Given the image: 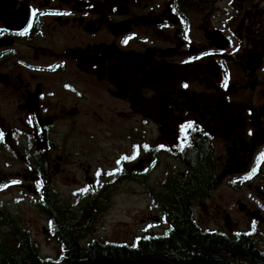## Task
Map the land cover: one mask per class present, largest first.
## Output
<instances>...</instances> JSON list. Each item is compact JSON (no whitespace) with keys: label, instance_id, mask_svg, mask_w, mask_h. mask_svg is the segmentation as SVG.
I'll list each match as a JSON object with an SVG mask.
<instances>
[{"label":"flooded vegetation","instance_id":"af4514ba","mask_svg":"<svg viewBox=\"0 0 264 264\" xmlns=\"http://www.w3.org/2000/svg\"><path fill=\"white\" fill-rule=\"evenodd\" d=\"M0 133V244H38L24 209L57 255L62 222L113 243L88 232L133 182L138 238L185 225L264 264V0H0Z\"/></svg>","mask_w":264,"mask_h":264},{"label":"trees","instance_id":"16d2710c","mask_svg":"<svg viewBox=\"0 0 264 264\" xmlns=\"http://www.w3.org/2000/svg\"><path fill=\"white\" fill-rule=\"evenodd\" d=\"M201 171L202 168L198 167L197 173L202 174ZM59 226V232H54L64 242L56 257L42 258L37 245L23 240L22 243L0 244V264H85L141 257H161L172 263L233 264L218 254L220 249L230 250L229 242L218 243L209 236H198L192 227L185 225L179 226L172 234L144 236L132 244L92 242L87 247L77 243L76 230L71 224L62 222ZM251 251L249 247L247 252Z\"/></svg>","mask_w":264,"mask_h":264},{"label":"rangeland","instance_id":"374dc122","mask_svg":"<svg viewBox=\"0 0 264 264\" xmlns=\"http://www.w3.org/2000/svg\"><path fill=\"white\" fill-rule=\"evenodd\" d=\"M116 154L111 155V161L114 158L113 155ZM111 166H113V161ZM77 180H59L58 183L61 185L62 192L69 195L76 187ZM134 188L133 182H127L111 195L109 207L98 217V221L94 223L88 232L90 238L94 236L101 241L132 244L142 233L146 232V229L155 228L150 219L148 225L142 223V219L152 216L154 211H151L147 206V202L143 201L133 191ZM7 197L12 200L17 198L15 195L13 196V193L8 194ZM65 199L71 200L72 198L65 197ZM19 203L22 205V200ZM26 210L23 211L24 222L29 224L32 237L38 242L39 255L42 258L56 257L59 246L58 242L52 239V236L50 237L51 231L47 221H44L32 209Z\"/></svg>","mask_w":264,"mask_h":264},{"label":"snow or ice","instance_id":"6c2138e0","mask_svg":"<svg viewBox=\"0 0 264 264\" xmlns=\"http://www.w3.org/2000/svg\"><path fill=\"white\" fill-rule=\"evenodd\" d=\"M34 14H35V10H34ZM43 14V13H41ZM66 14V13H65ZM24 31H27V28H25ZM21 35H23L24 33L21 32L20 33ZM131 39V37H125L124 40L122 41V43H127V41ZM203 55H208V53H204ZM198 58V57H197ZM226 80L227 78H225V83H222L221 87H225L226 86ZM184 87H187V85H184ZM192 126V122H187L186 124H181L179 126L180 128V133H181V136L183 137L184 136V133H185V129L186 128H190ZM251 134V133H250ZM0 135H2V133H0ZM186 139V137H185ZM160 147H163V145H161ZM148 146L147 145H144V149L147 150ZM136 158V152L134 151L133 154L131 156H128V157H125V156H121L119 160L116 161L117 165L120 164L121 160H133ZM264 158V152H261L257 158H256V164L259 165L261 159ZM116 171H119V169H116ZM257 171V167H253L250 172L245 176L243 177V179H248L250 178L253 174H255V172ZM109 175H111L112 173H108ZM19 181H11V183L15 184V183H18ZM37 184L39 185V181H37ZM4 187H7V185H5ZM87 189H81V191H86Z\"/></svg>","mask_w":264,"mask_h":264},{"label":"water","instance_id":"95a60500","mask_svg":"<svg viewBox=\"0 0 264 264\" xmlns=\"http://www.w3.org/2000/svg\"><path fill=\"white\" fill-rule=\"evenodd\" d=\"M85 264H203V263L200 262L172 263L161 257H141L135 259H121V260L108 259V260L96 261Z\"/></svg>","mask_w":264,"mask_h":264}]
</instances>
